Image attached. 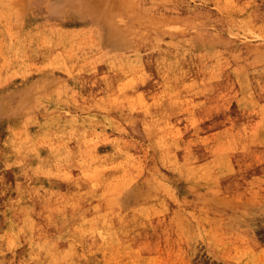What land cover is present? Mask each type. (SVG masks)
Returning a JSON list of instances; mask_svg holds the SVG:
<instances>
[{"label": "rangeland", "instance_id": "1", "mask_svg": "<svg viewBox=\"0 0 264 264\" xmlns=\"http://www.w3.org/2000/svg\"><path fill=\"white\" fill-rule=\"evenodd\" d=\"M0 225V264H264V0H0Z\"/></svg>", "mask_w": 264, "mask_h": 264}, {"label": "bare ground", "instance_id": "2", "mask_svg": "<svg viewBox=\"0 0 264 264\" xmlns=\"http://www.w3.org/2000/svg\"><path fill=\"white\" fill-rule=\"evenodd\" d=\"M12 198V197H11ZM10 204L12 203V202H9ZM118 213V212H117ZM119 214V213H118ZM2 224H4V222H2ZM109 227V226H108ZM5 230H6V228L4 229V225H0V233H2V232H5ZM10 230V227H8L7 228V231H9ZM101 231V230H100ZM115 234V233H114ZM1 242V241H0ZM94 242V241H93ZM97 242V241H96ZM100 243V242H99ZM4 245H5V243H3ZM104 244V243H103ZM95 245V244H94ZM5 247V246H4ZM1 249H2V242H1ZM64 253V252H63ZM93 253V252H92ZM4 255V254H3ZM3 257V256H2ZM2 259V258H1ZM22 263V262H21ZM6 264V263H5ZM7 264H8V262H7Z\"/></svg>", "mask_w": 264, "mask_h": 264}]
</instances>
